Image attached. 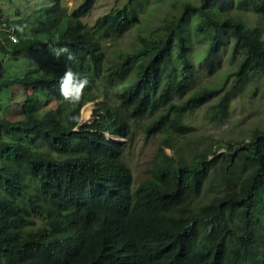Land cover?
Instances as JSON below:
<instances>
[{
  "label": "trees",
  "instance_id": "1",
  "mask_svg": "<svg viewBox=\"0 0 264 264\" xmlns=\"http://www.w3.org/2000/svg\"><path fill=\"white\" fill-rule=\"evenodd\" d=\"M151 1L90 27L91 1L70 13L49 0L25 17L0 0V264H264V128L223 154L194 147L192 160L176 144L195 131L186 116L219 98L207 117L224 123L236 95L260 90L264 0H166L144 29ZM134 28L129 50L109 51ZM226 60L218 87L196 88ZM146 119L160 148L135 187L125 157Z\"/></svg>",
  "mask_w": 264,
  "mask_h": 264
},
{
  "label": "rangeland",
  "instance_id": "2",
  "mask_svg": "<svg viewBox=\"0 0 264 264\" xmlns=\"http://www.w3.org/2000/svg\"><path fill=\"white\" fill-rule=\"evenodd\" d=\"M10 1V0H7ZM18 4L23 7V13L25 17L32 11L38 10L41 6L48 3L49 0H16ZM91 1L92 6L90 11L83 15L81 21L92 27L96 21L103 15L111 12L113 9L122 6L128 0H61L63 6L68 7L69 12L72 13L77 11L86 2ZM166 0L156 1L152 0L148 5V14L146 16L144 29L157 26L160 21L170 11L167 6ZM2 5V2L0 3ZM153 7V8H152ZM16 11L22 12L21 9L16 8ZM138 29L134 28L131 33L125 34L119 42L114 45L109 41L106 43L109 51L115 49L129 50L131 48V42L137 35ZM231 71L230 63L226 60L221 64L220 71L213 76L208 75L207 71L199 72L196 79V88H202L205 86H216L218 87L221 82V73ZM260 90L255 94L251 91H245L239 93L233 98L232 105L230 108L229 119L221 124L211 123L208 120L207 113L210 109L219 102V98L213 100L210 104L204 108L197 110L193 114L185 117V121L195 127V131L188 134L186 137L179 138L176 140V144L184 148L182 155L188 160L194 158L193 149H202L208 147L210 144H214L219 150V154L228 152L227 144L229 141H237L239 139H246L251 131H254L256 127L264 128V80L259 83ZM23 90V89H22ZM16 101L9 111L8 116L11 120H18L20 118V107L18 103L24 101V97L20 94L21 88L16 87L14 89ZM26 93V91H23ZM28 94V93H27ZM102 100L91 103V115L86 118L85 110L89 107H85L82 110V121L79 125L82 126L88 121H92L95 117L96 107ZM56 101H53L54 105ZM0 112V117H1ZM150 119L139 121L134 127V139L131 148L126 152V163L130 167L133 176L135 187L139 186L144 181L150 178V166L159 152L161 135H156L150 138L146 137L145 128L147 124H150ZM79 127L77 130H80ZM118 141L122 139L118 138ZM166 153L171 157H176V152L172 149H166ZM206 198V195L204 196Z\"/></svg>",
  "mask_w": 264,
  "mask_h": 264
},
{
  "label": "bare ground",
  "instance_id": "3",
  "mask_svg": "<svg viewBox=\"0 0 264 264\" xmlns=\"http://www.w3.org/2000/svg\"><path fill=\"white\" fill-rule=\"evenodd\" d=\"M91 112H92L91 108H88L87 110H85V113H86L85 117L88 118L91 115Z\"/></svg>",
  "mask_w": 264,
  "mask_h": 264
},
{
  "label": "clouds",
  "instance_id": "4",
  "mask_svg": "<svg viewBox=\"0 0 264 264\" xmlns=\"http://www.w3.org/2000/svg\"><path fill=\"white\" fill-rule=\"evenodd\" d=\"M92 103H95V102H92ZM90 104H91V103L87 104L85 107H89ZM85 107H84V108H85ZM84 108H83V109H84ZM83 109H82V110H83ZM94 112H95V110H94ZM81 114H82V112H81ZM81 121H82V116H81ZM90 122H91V121H90ZM90 122H88V123H90ZM84 123H86V122H84Z\"/></svg>",
  "mask_w": 264,
  "mask_h": 264
}]
</instances>
